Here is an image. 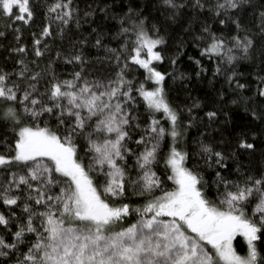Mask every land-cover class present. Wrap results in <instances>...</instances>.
Segmentation results:
<instances>
[{
    "label": "snow or ice",
    "instance_id": "6c2138e0",
    "mask_svg": "<svg viewBox=\"0 0 264 264\" xmlns=\"http://www.w3.org/2000/svg\"><path fill=\"white\" fill-rule=\"evenodd\" d=\"M246 2L162 0L173 16L195 7L209 8L221 25L231 20L238 34L225 37L205 25L198 36L202 55L228 65L255 46L239 17L229 15ZM88 7L85 18L95 14ZM99 10L110 12L108 5ZM34 15V0H0V17L6 20L29 23ZM46 15L58 25L80 21L74 0H51ZM259 16L264 35V10ZM119 24L114 35L123 43L118 48L104 45L102 30L93 29L95 45L111 54L108 59L118 69L114 78L86 77L87 58L75 48L63 56L79 65L71 78L58 76L51 61L46 76L23 58L11 70L0 67V123L12 133L0 141V258L6 264H264V171L252 173L238 165L239 178L234 179L215 171L216 193L209 195L201 168L226 170L228 157L203 141L198 158L189 152L187 130L200 101L184 108L190 117L185 120L170 100L169 73L157 63L165 59L160 50L164 38L149 17L129 5ZM51 33V24H45L40 36ZM40 42L33 41L37 57L43 55ZM14 51L27 48L20 45ZM195 63L207 70L201 60ZM130 68L140 75L129 79ZM221 71L217 63L215 72ZM235 76L229 73L228 81ZM41 77L46 81L42 90ZM257 80V92L264 97V75ZM137 98L146 123L134 112ZM205 115L211 121L217 113ZM251 115L257 117V112ZM81 139L86 147L77 142ZM237 147L252 150L255 145L241 135ZM130 192L143 202L132 203ZM132 215L136 219L126 223ZM238 238L244 242L242 251Z\"/></svg>",
    "mask_w": 264,
    "mask_h": 264
},
{
    "label": "trees",
    "instance_id": "16d2710c",
    "mask_svg": "<svg viewBox=\"0 0 264 264\" xmlns=\"http://www.w3.org/2000/svg\"><path fill=\"white\" fill-rule=\"evenodd\" d=\"M50 2L51 0H34L35 15L29 23L10 21L0 17V67L11 70L17 67L16 61L23 58L29 63L30 68L37 71L44 70L46 76L48 64L51 61L58 76L71 78L72 72L80 70L79 65L68 63L63 56L74 54L73 48H75L80 49L87 58L83 69L86 77L89 79L95 77L99 80L114 78L113 73L118 69L108 59L111 54L106 52L104 47L98 48L95 45L93 29L102 30L104 45L118 48L123 43V40L114 35L120 27L119 16L126 12L130 5L149 17L150 22L158 26L160 35L164 38V44L160 46V50L164 53L165 59L157 63L160 70L169 73L166 77L169 98L180 107L183 119L190 118L184 108H191L195 100L200 101V104L193 108L196 119L192 127L187 130L186 140L189 152L195 153V158H198L199 142L203 141L213 144L217 150L224 152L228 157L224 162L227 164L226 170L201 168L209 181V195L216 193V187L212 183L215 171H223L229 179L239 178L236 174L238 165L241 170L252 173L264 171V97L259 96L257 92V77L264 75V35H261L259 16L260 11L264 10V0H247L238 12L232 10L229 13L233 19L239 17L240 24L244 29L249 30L255 42L254 48L247 57L238 53L237 59L231 65L216 56L209 58L201 54L200 49L204 45L198 36L202 34L201 30L205 25L217 34L223 33L225 37L238 34L236 25L231 20L221 25L209 8H184L173 16L172 9L163 5L162 0H74L75 6L80 9L79 25L75 20L68 25H58L46 15V5ZM202 2L214 4L217 0H202ZM188 3L195 4V0H188ZM89 5L92 6L95 14L85 18L84 12L89 10ZM105 5L109 6L110 12L99 10ZM224 18L223 15L219 17V19ZM45 24H51L52 33L41 37L40 33ZM61 28L63 33L60 32ZM239 34L243 35V32ZM34 39L41 41L39 47L43 50V55L40 57L34 53ZM82 40H87L83 46L80 43ZM20 45L26 46L25 53L14 51ZM58 51L61 53L60 57L56 56ZM170 58L175 59L174 64L171 63ZM193 58L201 60L203 67L207 70L201 71ZM217 63L221 64L220 73L215 72ZM233 71L236 76L229 82L227 75ZM126 74H129V79H132L138 77L140 71L130 68ZM237 81L246 87L238 88ZM39 83L42 90L46 83L44 77H41ZM128 107H132L131 104ZM252 110L257 112L258 118L251 115ZM208 111L217 113L211 121L205 115ZM134 112L140 117V123H146V112L139 98H137ZM252 133L255 135L253 136ZM11 135L10 129L0 123V141L4 136L11 137ZM241 135L254 144L255 148L252 150L238 148L237 143ZM77 142L84 147L87 146L83 139ZM128 163L132 164L131 158ZM162 169L161 163L157 166V171L162 172ZM135 176L136 170H133L132 177L135 178ZM55 190L58 191L59 188ZM129 194L132 203L143 202L142 199L131 196V192ZM135 219L136 216L132 215L126 219V223H131ZM236 243L238 250L242 251L244 244L242 238H238ZM0 264H6V261L0 258Z\"/></svg>",
    "mask_w": 264,
    "mask_h": 264
}]
</instances>
